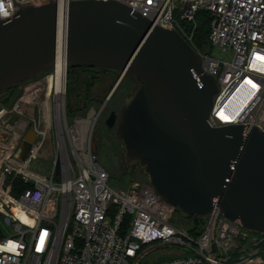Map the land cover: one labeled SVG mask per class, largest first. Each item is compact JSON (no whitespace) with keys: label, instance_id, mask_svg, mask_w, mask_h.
<instances>
[{"label":"built area","instance_id":"built-area-1","mask_svg":"<svg viewBox=\"0 0 264 264\" xmlns=\"http://www.w3.org/2000/svg\"><path fill=\"white\" fill-rule=\"evenodd\" d=\"M75 1L85 0H3L0 22H10L23 7L56 2L57 51L66 58L68 10ZM114 1L153 20L155 26L178 32L202 56L204 73L218 84L209 126H257L264 131V0ZM199 13L210 15L211 47L231 53V62L203 54L195 46ZM22 98L7 113L17 112ZM64 99L59 107L54 101V111L50 106L48 114L40 109L38 118L33 112L27 120L0 125V225L14 228L13 235L0 236V264H138L147 247L157 244L186 248L183 256L159 264H264L256 249L259 237L239 221L227 219L219 207L194 238L172 223L177 208L149 182L112 188L92 147L100 113L93 109L84 122L70 127ZM30 130L36 139L21 160L17 153ZM39 160L51 162L47 175L33 170ZM11 175L31 185L20 197L12 194ZM14 206L32 223L17 216Z\"/></svg>","mask_w":264,"mask_h":264},{"label":"water","instance_id":"water-1","mask_svg":"<svg viewBox=\"0 0 264 264\" xmlns=\"http://www.w3.org/2000/svg\"><path fill=\"white\" fill-rule=\"evenodd\" d=\"M58 17L55 2L0 22V93L56 69ZM68 18L67 67L119 71L111 96L126 76L139 83L131 102L105 121L124 143L127 162H139L158 195L182 213L206 217L217 206L264 235V131L209 126L218 84L204 73L202 56L178 32L114 0L72 2ZM35 139L30 130L19 159Z\"/></svg>","mask_w":264,"mask_h":264},{"label":"rangeland","instance_id":"rangeland-1","mask_svg":"<svg viewBox=\"0 0 264 264\" xmlns=\"http://www.w3.org/2000/svg\"><path fill=\"white\" fill-rule=\"evenodd\" d=\"M208 55L223 62H231L233 59V55L231 53L223 52L219 48H212L209 51ZM54 72L55 70L49 71L20 83V88L23 89L24 92L22 101L20 102V108L17 109V112L12 111L7 113V107L11 101L9 103H6V106L0 104V125L6 122L14 124L20 119L27 120L29 114H32L33 112L35 113V118H38L39 110H42V108H44L42 107V104H44L45 102L44 96L46 93L47 98H49L51 111H54L55 97L54 95L50 96L49 92H46L48 88H53V83H48L47 78L51 77ZM68 72L69 70L67 69V86L64 93L66 115L68 89H70ZM76 75L78 81L77 85L73 88L74 94L80 93L82 96H84L88 90V108L84 114L76 115L73 118H69L67 115V120L70 127H72V124L76 121L84 122L91 110L94 109L97 113H100L93 130L92 147L93 150L97 153L99 164L108 172L110 176V186L114 189H127L131 183L149 182L148 175L139 162H127L126 148L124 143L116 137L115 130L108 131L105 125V121L112 111L119 112L122 108L126 107L131 102L139 88V83H137L133 77L126 76L121 85L116 89L112 97L111 92L113 91L120 78L119 72L91 69L87 72H77ZM50 81L52 80L50 79ZM86 82L92 83V86L87 90L82 85ZM30 100H32L31 102H33V104L29 102ZM26 104L31 105V109L33 111L26 110ZM21 111H23L22 113L24 114V116L22 114H19ZM53 134V137L56 136L55 125L53 127ZM50 164L51 162H49L48 160H39L33 163L32 168L34 171L42 175H47ZM16 179L20 180V178L15 177L14 175L8 177V180L12 183ZM16 215L21 218L23 216V213L19 211L16 213ZM172 223L175 226L183 228L186 231H188V227L190 226L189 219L186 218V215L181 211L175 213ZM0 227V236L2 234L6 236L13 235L14 228L12 226L2 224L0 225ZM254 234L259 237V245L256 247V249L259 250V255L264 257V235L258 233ZM147 249V254L144 255V257L139 261L138 264H159L183 256L182 251L186 250V248L179 245L165 244L153 245L147 247Z\"/></svg>","mask_w":264,"mask_h":264},{"label":"trees","instance_id":"trees-1","mask_svg":"<svg viewBox=\"0 0 264 264\" xmlns=\"http://www.w3.org/2000/svg\"><path fill=\"white\" fill-rule=\"evenodd\" d=\"M197 20H198L199 26L194 35V44L201 53L208 54L209 51L212 49L209 39H208L211 18L208 13H199ZM91 69L109 70V69L91 68V67H85V66H69L68 67L70 89H68L67 115L69 118H73L76 115L84 114L88 108L89 97H88L87 89L92 86V83L86 82L82 84L87 90V93L84 96H82L80 93L74 94L73 88L77 85V81H78V79L76 78L77 72H81V71L87 72ZM110 71H114V70H110ZM116 72H119V71H116ZM30 186H31L30 184H25L21 179L20 180L16 179L13 182L12 194L16 197H20V195H22L28 188H30ZM176 212H180V210L176 209ZM186 218H188L190 222V226L188 227L187 232L189 233L191 237L197 238L198 236H200V234L205 229L208 217L207 216L199 217V216L186 215Z\"/></svg>","mask_w":264,"mask_h":264},{"label":"bare ground","instance_id":"bare-ground-1","mask_svg":"<svg viewBox=\"0 0 264 264\" xmlns=\"http://www.w3.org/2000/svg\"><path fill=\"white\" fill-rule=\"evenodd\" d=\"M67 64H66V59L61 55V53H59L58 55V59H57V65H56V69L54 74L51 75V77L47 78L48 83H53V88L51 89H47L46 92H49V95L55 96V102H56V107H59L60 105H62L63 103V98H64V93H65V88H66V74H67ZM50 79L52 81H50ZM50 90V91H49ZM47 93L44 96V104H42V108L45 112H49L50 109V102H49V98H47ZM32 100H30L29 102H31ZM31 104H33V102H31ZM25 109L26 110H32L31 109V105L26 104L25 105ZM26 115V114H25ZM14 212H22L23 216L21 217V219L27 223H32V221H30V219L28 218V216L21 211L17 206L13 207Z\"/></svg>","mask_w":264,"mask_h":264},{"label":"flooded vegetation","instance_id":"flooded-vegetation-1","mask_svg":"<svg viewBox=\"0 0 264 264\" xmlns=\"http://www.w3.org/2000/svg\"><path fill=\"white\" fill-rule=\"evenodd\" d=\"M20 91H22V95H21L19 101L21 100V98L23 97V94H24L23 89L20 88V84L13 85V86L5 89L4 91H2L0 93V104L5 105L6 103H9L10 101L12 102L15 99V97L19 94ZM117 113H118V111H117Z\"/></svg>","mask_w":264,"mask_h":264},{"label":"clouds","instance_id":"clouds-1","mask_svg":"<svg viewBox=\"0 0 264 264\" xmlns=\"http://www.w3.org/2000/svg\"><path fill=\"white\" fill-rule=\"evenodd\" d=\"M9 6H11L9 4ZM4 12V5H3V0H0V14H2Z\"/></svg>","mask_w":264,"mask_h":264}]
</instances>
